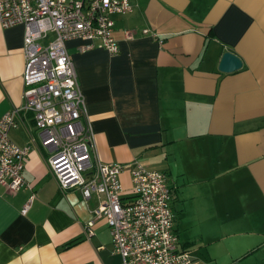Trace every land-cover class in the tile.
I'll use <instances>...</instances> for the list:
<instances>
[{
    "label": "crops",
    "instance_id": "1",
    "mask_svg": "<svg viewBox=\"0 0 264 264\" xmlns=\"http://www.w3.org/2000/svg\"><path fill=\"white\" fill-rule=\"evenodd\" d=\"M130 3L112 17L117 53L65 41L100 161L166 173L178 243L197 245L206 264H264V0ZM22 39L21 25L0 26V117L22 104ZM224 51L238 70H218ZM15 120L8 137L22 147L36 136L32 117ZM46 158L37 143L28 186H0V264H119L103 218L84 233L95 200L59 189ZM120 181L129 200L128 170Z\"/></svg>",
    "mask_w": 264,
    "mask_h": 264
},
{
    "label": "built area",
    "instance_id": "2",
    "mask_svg": "<svg viewBox=\"0 0 264 264\" xmlns=\"http://www.w3.org/2000/svg\"><path fill=\"white\" fill-rule=\"evenodd\" d=\"M130 0H0V26L23 27L22 104L0 117V186L9 192L26 188L24 162L38 145L47 153L48 171L59 189H79L82 200H95L92 217L84 223L90 236L103 218L111 237V253L119 264H196L180 247L171 210L172 190L166 173L129 164L100 161L94 132L65 41H85L81 50L95 47L118 52L113 38V15L132 12ZM143 34H150L147 28ZM127 38L131 32L124 31ZM160 42V41H159ZM18 112L29 113L36 136L28 144H13L8 131ZM128 170L130 199H123L120 175ZM31 196L21 207L25 214Z\"/></svg>",
    "mask_w": 264,
    "mask_h": 264
},
{
    "label": "water",
    "instance_id": "3",
    "mask_svg": "<svg viewBox=\"0 0 264 264\" xmlns=\"http://www.w3.org/2000/svg\"><path fill=\"white\" fill-rule=\"evenodd\" d=\"M241 67V60L234 53L224 51L219 60L218 70L224 73L233 72Z\"/></svg>",
    "mask_w": 264,
    "mask_h": 264
},
{
    "label": "rangeland",
    "instance_id": "4",
    "mask_svg": "<svg viewBox=\"0 0 264 264\" xmlns=\"http://www.w3.org/2000/svg\"><path fill=\"white\" fill-rule=\"evenodd\" d=\"M197 249H198V246L195 245L192 247V249L189 250V253L190 255L192 254L193 256L196 254V258L194 259V262H198L199 264H206V262L203 261V256L202 255H199V253H197Z\"/></svg>",
    "mask_w": 264,
    "mask_h": 264
},
{
    "label": "trees",
    "instance_id": "5",
    "mask_svg": "<svg viewBox=\"0 0 264 264\" xmlns=\"http://www.w3.org/2000/svg\"><path fill=\"white\" fill-rule=\"evenodd\" d=\"M70 244H72V242H71V243H69V245H70Z\"/></svg>",
    "mask_w": 264,
    "mask_h": 264
}]
</instances>
